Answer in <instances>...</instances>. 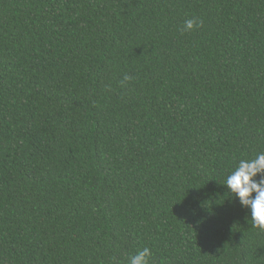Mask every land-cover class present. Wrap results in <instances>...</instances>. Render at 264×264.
<instances>
[{"label":"trees","instance_id":"trees-1","mask_svg":"<svg viewBox=\"0 0 264 264\" xmlns=\"http://www.w3.org/2000/svg\"><path fill=\"white\" fill-rule=\"evenodd\" d=\"M260 152L264 0H0V264H264Z\"/></svg>","mask_w":264,"mask_h":264},{"label":"clouds","instance_id":"clouds-1","mask_svg":"<svg viewBox=\"0 0 264 264\" xmlns=\"http://www.w3.org/2000/svg\"><path fill=\"white\" fill-rule=\"evenodd\" d=\"M202 26V21L193 17L184 22L180 31L190 32ZM131 77L125 75L122 85ZM229 193L248 215L253 226L264 229V152L252 159H240L237 167L227 176L225 184ZM151 249L144 247L128 257L127 264H150Z\"/></svg>","mask_w":264,"mask_h":264}]
</instances>
